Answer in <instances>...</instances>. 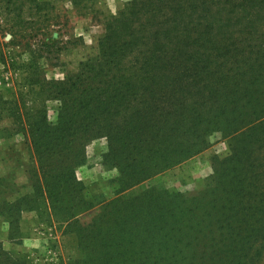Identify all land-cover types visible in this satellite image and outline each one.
Returning <instances> with one entry per match:
<instances>
[{
  "label": "trees",
  "instance_id": "1",
  "mask_svg": "<svg viewBox=\"0 0 264 264\" xmlns=\"http://www.w3.org/2000/svg\"><path fill=\"white\" fill-rule=\"evenodd\" d=\"M100 48L44 83L55 123L46 108L25 115L34 193L1 213L10 229L31 204L75 238L70 264H264V0H133ZM215 138L230 154L212 158L204 189L130 192ZM95 141L118 172L111 199L76 174ZM0 264L30 262L1 250Z\"/></svg>",
  "mask_w": 264,
  "mask_h": 264
},
{
  "label": "rangeland",
  "instance_id": "2",
  "mask_svg": "<svg viewBox=\"0 0 264 264\" xmlns=\"http://www.w3.org/2000/svg\"><path fill=\"white\" fill-rule=\"evenodd\" d=\"M132 1L0 0V252L19 255L30 264H70L82 257L75 238L44 209L23 205V212L14 213L20 219L19 229L14 225L12 230L9 217L1 213L9 214L11 205L34 193L29 173L37 164L21 130L27 124L25 115L33 110L46 108L50 122L57 121L60 104L47 98L44 83L65 81L78 73L82 63L98 59L108 24ZM212 141L208 150L130 192L140 194L154 186L187 193L204 189L212 174V158L230 154L228 141ZM86 155V164L76 170L79 181L89 194L111 199L118 172L104 166L101 141L89 144ZM94 215L86 213L81 221Z\"/></svg>",
  "mask_w": 264,
  "mask_h": 264
}]
</instances>
